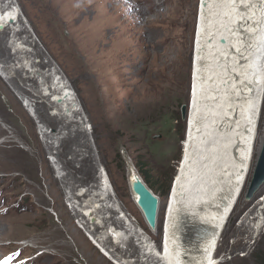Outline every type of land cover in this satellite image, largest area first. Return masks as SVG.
Returning <instances> with one entry per match:
<instances>
[{"label": "rangeland", "instance_id": "1", "mask_svg": "<svg viewBox=\"0 0 264 264\" xmlns=\"http://www.w3.org/2000/svg\"><path fill=\"white\" fill-rule=\"evenodd\" d=\"M36 1L0 0V264H151L133 236L105 233L101 243L104 223H84L94 220L82 209L88 193L74 194L104 171L133 226L158 248L183 152L197 0H43L44 9ZM54 75L77 107L60 108L51 96ZM261 107L249 173L214 264H264V182L244 198L264 136ZM126 158L159 197L155 233L132 201ZM115 213L102 216L116 224Z\"/></svg>", "mask_w": 264, "mask_h": 264}, {"label": "bare ground", "instance_id": "2", "mask_svg": "<svg viewBox=\"0 0 264 264\" xmlns=\"http://www.w3.org/2000/svg\"><path fill=\"white\" fill-rule=\"evenodd\" d=\"M35 3L40 9L46 7L43 0ZM13 15L8 13L6 18ZM192 47L183 152L162 210V249L151 247L145 241L144 230L133 226L104 171L98 177L101 183L94 181L86 190L82 188L74 194L88 193L81 206L83 213L92 215L94 220L85 218L84 223H104L98 234L101 243L106 235L114 241L133 236L142 252L153 254L156 261L151 264L218 261L212 253L228 212L244 187L254 152L256 122L264 94V0H197ZM52 77L51 81L47 77L44 81H50L48 88L60 108L76 106L60 76ZM34 107L40 108L38 104ZM42 117L51 119L55 127L63 125L56 117ZM93 171L95 167L91 165L90 172ZM74 182H68L70 190L75 188L77 181ZM132 201L137 207L133 195ZM137 208L148 230L155 233ZM105 210L117 211L113 221L118 225L109 220L112 215L102 216ZM194 227L203 229L191 237L187 231Z\"/></svg>", "mask_w": 264, "mask_h": 264}, {"label": "water", "instance_id": "3", "mask_svg": "<svg viewBox=\"0 0 264 264\" xmlns=\"http://www.w3.org/2000/svg\"><path fill=\"white\" fill-rule=\"evenodd\" d=\"M264 92V87L262 88ZM188 111L187 102L181 106V116L185 120L186 114ZM126 167L128 181H129V190L134 196L135 203L139 207L147 225L152 231L156 232L157 230V212L159 208V197L153 193V191L146 185L141 176L135 170L132 161L129 158H126ZM264 182V136L260 142L259 149L255 158L254 166L251 170V176L246 188L245 199L249 200L257 192L259 187ZM207 228V227H206ZM203 227H194L192 232L194 235L200 234ZM208 229V228H207ZM204 229V230H207ZM205 232V231H203ZM158 248L161 250V246L158 245Z\"/></svg>", "mask_w": 264, "mask_h": 264}, {"label": "trees", "instance_id": "4", "mask_svg": "<svg viewBox=\"0 0 264 264\" xmlns=\"http://www.w3.org/2000/svg\"><path fill=\"white\" fill-rule=\"evenodd\" d=\"M263 100H264V94H263ZM263 104V103H262ZM264 112V106L262 105V107H261V113H263ZM145 182L147 183V181L145 180Z\"/></svg>", "mask_w": 264, "mask_h": 264}]
</instances>
